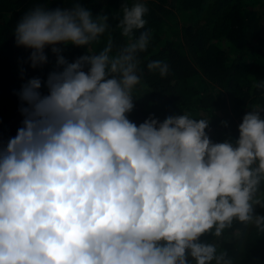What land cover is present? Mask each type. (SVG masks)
<instances>
[{"label": "clouds", "instance_id": "clouds-1", "mask_svg": "<svg viewBox=\"0 0 264 264\" xmlns=\"http://www.w3.org/2000/svg\"><path fill=\"white\" fill-rule=\"evenodd\" d=\"M121 10L123 43L110 16L78 0L36 3L14 27L33 69L51 48L62 70L49 74L47 94L39 78L23 85V126L0 148V264H235L225 233H264V105L243 117L238 139L220 143L207 135L210 119L189 113L132 122L152 35L146 3ZM59 45L88 54L69 62ZM147 70L170 73L159 60Z\"/></svg>", "mask_w": 264, "mask_h": 264}, {"label": "trees", "instance_id": "trees-1", "mask_svg": "<svg viewBox=\"0 0 264 264\" xmlns=\"http://www.w3.org/2000/svg\"><path fill=\"white\" fill-rule=\"evenodd\" d=\"M73 0H0V148L23 126L19 93L29 80L44 84L57 68L51 48L48 63L31 67V50L17 47L14 27L25 12L39 3L49 10L70 7ZM93 16H110L111 36L119 43L117 25L125 0H78ZM131 5L134 0H126ZM149 8L146 29L152 40L141 54L146 87L133 90L135 108L129 119L137 125L150 116L161 122L170 115L189 113L211 120L207 135L213 143L239 137L243 117L255 105H264V90L254 84L264 80V0H142ZM108 34L90 48L98 53ZM69 62L88 54L85 48L59 45ZM159 60L170 67L167 78L150 73L147 64ZM227 122V127L224 126ZM258 214L264 210L257 209ZM240 229L241 236L233 235ZM225 233L221 247L235 264H264V233L236 225Z\"/></svg>", "mask_w": 264, "mask_h": 264}]
</instances>
